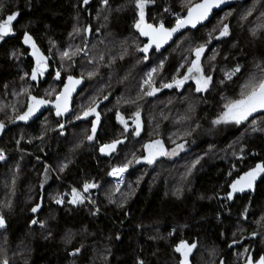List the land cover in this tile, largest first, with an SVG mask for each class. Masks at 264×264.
Listing matches in <instances>:
<instances>
[{"label": "trees", "instance_id": "1", "mask_svg": "<svg viewBox=\"0 0 264 264\" xmlns=\"http://www.w3.org/2000/svg\"><path fill=\"white\" fill-rule=\"evenodd\" d=\"M83 1L0 0V19L18 13L13 35L0 42V123L9 125L22 114L30 94L52 100L58 92L42 93L47 81L37 87L30 81L25 32L42 54L56 59L62 77L86 79L69 115L48 109L0 138V264H178L173 249L180 240L197 245L189 264H247L249 255H264V175L253 191L228 197L234 180L264 164V113L232 132L213 124L250 77L264 76V0H235L147 59L139 53L135 0H91L82 9ZM186 10V0H154L145 19L171 27ZM224 24L229 34L216 39ZM201 44L202 67L212 76L208 90L197 92L193 83L162 87L182 78ZM65 51L69 57L62 58ZM237 65L240 71L225 80L224 72ZM149 73L152 87L160 89L151 96ZM94 105L103 119L96 134L81 120ZM117 112L125 119L139 112V135L124 133L113 118ZM116 140L125 143L101 157L98 148ZM156 140L166 151L180 144L184 150L148 164L144 145ZM124 164L117 190L107 173ZM85 182L97 184L98 213L65 197L55 203ZM34 219L38 223L31 226Z\"/></svg>", "mask_w": 264, "mask_h": 264}, {"label": "snow or ice", "instance_id": "2", "mask_svg": "<svg viewBox=\"0 0 264 264\" xmlns=\"http://www.w3.org/2000/svg\"><path fill=\"white\" fill-rule=\"evenodd\" d=\"M104 4H107L108 0H102ZM154 2V0H135V7L137 9L138 19L135 21L134 27L139 32L140 36L147 37L148 42L144 44L139 51L145 54L144 58L147 59V53L149 49L154 45L157 50L160 47L167 43L173 36L174 33L179 32L184 28H196L198 24H201L205 20L209 18L210 13L214 8H219L222 4L226 2V0H186V15H175V23L172 27H166L163 22L159 24L148 23L145 20V8L149 3ZM84 3L87 4L88 0H84ZM168 11V9H165ZM18 13L13 12L7 15L6 19H0V40H3L6 36L14 33L13 21L16 20ZM74 31H79V29H74ZM229 34V26L224 24L220 31L219 35L216 39L220 37H225ZM211 37V33L209 34ZM253 35H255V31H253ZM23 43L28 45L31 48V55L35 60V66L31 70V79L36 80L38 77H42L44 73L47 71L48 64L47 58L41 53L40 49L37 47L31 35L27 32L24 33ZM206 45L201 44L195 49H193V54L195 59L191 60L190 65L187 68V71L183 74L182 78L177 79L173 77L171 83L162 84L164 88H172L175 86L176 88H181L188 80H194L196 85L197 92H203L208 90L210 83L212 81V76L207 75L204 72V69L201 64V57L205 52ZM74 54V53H73ZM12 55H16V53H12ZM62 58L69 57V53L67 51L63 52ZM215 57H211L214 59ZM183 66V65H181ZM155 71V69H153ZM240 71L239 65H237L232 71L224 72V79L231 80L232 76ZM91 76L92 74L89 73ZM149 79L145 81L146 84L151 88L146 94L151 96L154 95L158 89L152 87L151 81V73L148 74ZM60 77V73H56V78ZM80 83V80L74 79L71 75L67 77V82L64 84V88L61 92H59L54 101H50L44 98H38L36 96L29 97V104L27 111H25L22 115H18L16 119L27 121L31 116H33L41 106L52 104L57 116H61L69 110V102L71 99L72 93L75 91L76 86ZM223 83V81H221ZM50 94V93H49ZM223 112L213 121V124H229L234 123L239 125L244 121H247L250 116L254 113H264V76L259 78L253 76L250 77L247 82L242 86V90L239 94V97L236 99L228 100L223 105ZM96 115V119L92 121V133L96 132L97 122L99 121V115L95 113L94 108H89L84 111V117L89 115ZM136 127L134 132L136 135L140 133V122H139V112L135 113ZM80 119V116L76 117ZM117 119L125 125V131H127V124L124 119L120 116L119 112H117ZM252 124L255 125L256 121L253 120ZM63 127V125H61ZM0 128H3V124L0 123ZM255 131L256 129L253 128ZM89 141L93 139L92 135L87 137ZM121 143V141L116 140L111 144H105L100 148L101 153L108 154L116 150V145ZM178 148L182 149L183 145H178ZM145 151L148 153L147 156L144 157V160L148 164H152L154 159L160 155H175V150L172 153H167L164 149L161 141L156 140L149 144L144 145ZM4 159L2 153H0V160ZM66 166V165H65ZM128 168V164H124L120 167L113 168L109 173L111 176H121L122 173L126 171ZM63 170V167L61 168ZM264 174V164L258 163L256 166L249 171L245 172L238 179L234 180L231 185V192L228 193L229 199L232 198L233 193L236 192H244L246 189H251L254 186L257 177ZM97 187L94 183L85 182L83 185L84 192H88L89 189ZM85 197L78 192L75 188L72 189L71 198L68 200L69 204H78L82 203ZM55 203L63 204L64 199L61 196H57L55 198ZM40 205L37 204L34 206L31 211L36 213L39 209ZM32 224L38 223L37 220H32ZM41 227H44L43 222H39ZM5 227V220L3 216H0V228ZM172 235V233H169ZM255 235V233H253ZM195 243H189L185 240H180L179 243L174 245V252L179 254L178 264H189V256L192 253L193 249L196 248ZM79 249H76L75 253H78ZM3 264H8L7 260L3 262ZM137 264H143V261H138ZM247 264H264V255H260L259 258H255L251 255L247 257Z\"/></svg>", "mask_w": 264, "mask_h": 264}, {"label": "water", "instance_id": "3", "mask_svg": "<svg viewBox=\"0 0 264 264\" xmlns=\"http://www.w3.org/2000/svg\"><path fill=\"white\" fill-rule=\"evenodd\" d=\"M90 2H91V0H88V3L87 4H85L84 3V1H83V3H82V9H85V7L86 6H88L89 4H90ZM235 3V0H226V2L224 3V4H222L219 8H214L213 10H212V12L210 13V15H209V18L207 19V20H205L204 22H202L201 24H198L197 25V27L196 28H190V27H188V28H184V29H181L179 32H177V33H174L173 34V36H172V38L167 42V43H165V44H163L161 47H160V49L159 50H157L156 48H155V46L153 45L150 49H149V51H148V53H147V57L148 56H150L151 55V53L152 52H155L156 54H160V53H162V52H164L181 34H183L184 32H186V31H188V30H197V29H199V28H201V27H203V26H205L212 18H213V15H214V13H217V12H221V11H223V10H225V9H227V8H229L230 6H232L233 4ZM185 15H186V13H185ZM174 25V24H173ZM172 25V26H173ZM171 26V27H172ZM138 34H139V32H138ZM139 36H140V34H139ZM140 38L145 42L144 44H146L147 42H148V39H147V37H143V36H140ZM21 43H22V45L26 48V49H28L29 50V56L31 57V58H33V56L31 55V48L28 46V45H25L24 43H23V38L21 39ZM144 46V45H143ZM142 46V47H143ZM141 47V48H142ZM139 53L141 54V55H143V56H145V54L143 53V52H141V51H139ZM42 77H44V76H42ZM30 78H31V76H30ZM74 78V77H73ZM56 79H58V78H56ZM74 79H78V80H80V83L76 86V89H75V91L72 93V95H71V99H70V102H69V110H68V112H66V113H64L65 115H69L70 113H71V110H72V105H73V100L75 99V97L77 96V94L84 88V86H85V80L83 79V78H80V77H76V78H74ZM32 80V79H31ZM42 81H43V79H42ZM67 82V78L65 79V81H64V83H63V85H62V87H61V90H60V92L63 90V88H64V84ZM30 97V96H29ZM55 100V99H54ZM28 104H29V98H28V101H27V106H26V109H25V111H27V108H28ZM49 108H54L53 107V105L50 103V104H47V105H44V106H41V108L33 115V116H31L27 121H23V120H18V119H15L11 124H9V125H3V128H0V138H1V136L9 129V128H12V127H15V126H17V125H28V124H30L31 122H33V121H35L37 118H39L44 112H45V110H47V109H49ZM24 111V112H25ZM23 112V113H24ZM22 113V114H23ZM22 114H20V115H22ZM81 120H85V118H84V116L81 118ZM99 124H100V122L98 121L97 122V126H99ZM119 141H121V143H119V144H117L116 145V150L118 149V146L120 145V144H122V143H125V140H119ZM101 148V147H100ZM100 148H99V150H98V152H99V155L101 156V157H103V158H106V157H108L110 154H112V153H114V152H116V150L115 151H113V152H110V153H108V154H105V153H101V151H100ZM263 175L264 174H262L261 176H259V177H257V180L255 181V183H254V186H253V188H251V189H248V190H251V191H253L254 189H255V187H256V185H257V183L261 180V178L263 177ZM40 202H41V200H40ZM31 226H33V224L31 223Z\"/></svg>", "mask_w": 264, "mask_h": 264}, {"label": "flooded vegetation", "instance_id": "4", "mask_svg": "<svg viewBox=\"0 0 264 264\" xmlns=\"http://www.w3.org/2000/svg\"><path fill=\"white\" fill-rule=\"evenodd\" d=\"M138 32V31H137ZM13 34H10L9 36H6L5 38H7V37H11ZM94 35V34H93ZM100 35V34H99ZM139 35V34H138ZM140 37V36H139ZM4 38V39H5ZM89 38L90 37H88V39L87 40H89ZM2 41V40H1ZM143 41V40H142ZM144 41H143V44H142V46L144 45ZM141 46V47H142ZM152 53H155V52H152ZM151 53V54H152ZM27 54H28V56H29V50L27 49ZM44 55V54H43ZM46 58H47V64H48V68H47V71L44 73V77H38L36 80H31V78H30V81L31 82H33L34 83V87H37V86H39L40 84H43V83H45L46 81H47V85L49 84H51V96L54 94V92H55V90L58 88V92L53 96V99L52 100H50V101H54V99H55V97H56V95L60 92V90H61V87H62V85H63V83H64V81H65V79L69 76V75H71L72 77H74V78H76V77H80V78H83L84 80H85V85H86V79H85V77H83V76H78V75H72V74H67V75H64V77H62V75H61V73L59 72V70H58V68H57V62H56V59L53 57V56H51V55H49V56H46V55H44ZM30 57V56H29ZM30 59L32 60V67H31V70H32V68L35 66V60H34V58H31L30 57ZM31 70H30V76H31ZM57 72H59L60 73V77L58 78V79H56V73ZM42 79H43V81H42ZM189 83H193L194 85H195V82H193V81H190V80H188L185 84H189ZM184 84V85H185ZM183 85V86H184ZM182 86V87H183ZM85 87V86H84ZM173 87H175V86H173ZM195 87H196V85H195ZM84 89V88H83ZM156 89H158V92L160 91V89L159 88H156ZM157 92V91H156ZM78 95V94H77ZM29 96H36V97H38V98H44L43 96H39V95H35V94H30ZM29 98V97H28ZM27 101H28V99H27ZM27 101H26V106H27ZM73 102H74V100H73ZM26 106H25V109H26ZM95 106V107H94ZM93 107H94V109H95V113L96 114H98L99 115V122H100V124H99V126H97L96 127V132L98 131V128L100 127V125H101V123H102V121H103V119H102V115H101V113H100V109L99 108H97L98 107V105H94ZM73 107V106H72ZM93 107H91V108H93ZM25 109H24V111H25ZM53 113H56V111H55V109L54 108H49ZM48 110V109H47ZM47 110H45V112L47 111ZM72 111V110H71ZM44 114V113H43ZM83 115V114H82ZM42 116V115H41ZM40 116V117H41ZM84 116V115H83ZM39 117V118H40ZM39 118H37L36 120H38ZM85 118V120H87V123L89 124V126L92 128V121L93 120H95L96 119V115L94 114V115H89V116H87V117H84ZM115 120H116V122H118V123H120V126L124 129V133L126 134V135H132V136H135L136 134H135V132H134V129H135V127H136V120H137V117L136 116H134V117H130V118H123L124 119V121L126 122V124H127V131H125V125L124 124H122L118 119H117V113L114 115V117H113ZM35 120V121H36ZM139 122H140V118H139ZM96 132L94 133V134H96ZM137 136V135H136ZM108 144H111V143H108ZM103 145H105V144H103ZM103 145H101L100 147H102ZM99 147V148H100ZM99 148H98V150H99ZM166 151V150H165ZM99 153V152H98ZM147 152H146V155L145 156H147ZM111 155V154H110ZM164 155H160V156H157L154 160H156L157 158H159V157H163ZM145 161V160H144Z\"/></svg>", "mask_w": 264, "mask_h": 264}, {"label": "rangeland", "instance_id": "5", "mask_svg": "<svg viewBox=\"0 0 264 264\" xmlns=\"http://www.w3.org/2000/svg\"><path fill=\"white\" fill-rule=\"evenodd\" d=\"M150 5H152V3H149L147 6H146V8L148 7V6H150ZM146 8H145V10H146ZM145 15H146V11H145ZM137 19H138V15H137ZM146 20V19H145ZM0 42H1V40H0ZM66 69V68H65ZM65 69H64V71H65ZM67 70V69H66ZM190 81H193L194 82V80H190ZM52 90H51V84L49 85L48 84V86H46L44 89H43V91H42V93H45V94H49V93H52L51 92ZM258 113H260V112H258ZM254 114H256V113H254ZM253 114V115H254ZM252 115V116H253ZM252 116H250L249 118H251ZM248 118V119H249ZM244 122H246V121H244ZM243 122V123H244ZM243 123H241V124H239V125H236V124H234V123H229V124H223V123H221V124H217V126L219 127V129L220 130H222V131H224V129L226 128V130H229V131H234V130H236L239 126H241ZM180 145H183V144H180ZM173 150H175V155H164L167 159H173V158H175L178 154H180V152H182L183 150H184V145H183V148L182 149H180V148H178L177 146L176 147H174L173 149H171V150H169V151H166L167 153H172L173 152ZM114 167H120V166H114ZM113 168V167H112ZM91 183V182H90ZM123 183H124V180H123V182H122V184L121 185H116V184H114L115 186H116V188H117V190H119L121 187H122V185H123ZM97 185V184H96ZM93 191H95V193H96V197H97V189H94ZM61 197H65V198H68V200L71 198V193L69 192V191H65L62 195H61ZM41 203V202H40ZM79 204V203H78ZM73 205V204H72ZM76 205V204H75ZM71 255H77V254H73V253H71Z\"/></svg>", "mask_w": 264, "mask_h": 264}, {"label": "built area", "instance_id": "6", "mask_svg": "<svg viewBox=\"0 0 264 264\" xmlns=\"http://www.w3.org/2000/svg\"><path fill=\"white\" fill-rule=\"evenodd\" d=\"M113 168H116V167H113ZM111 168L108 173H107V177L116 185H121L123 180H124V177H125V174H126V171H124L122 173V178L121 176H111L109 175V173L112 171ZM75 188V187H70L69 188V192L71 193L72 192V189ZM78 192H80L84 197L85 199L83 200L82 203H86L87 205H89L95 213H98V209H97V204H96V201H95V197H96V193L95 191H93L94 189H97V187L95 188H91L88 190V192H84L83 190V186L81 188H75Z\"/></svg>", "mask_w": 264, "mask_h": 264}]
</instances>
